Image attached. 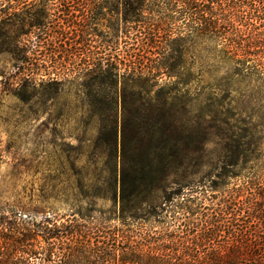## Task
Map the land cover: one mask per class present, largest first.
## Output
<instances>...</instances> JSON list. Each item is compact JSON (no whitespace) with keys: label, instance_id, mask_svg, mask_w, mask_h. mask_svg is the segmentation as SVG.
Returning a JSON list of instances; mask_svg holds the SVG:
<instances>
[{"label":"trees","instance_id":"trees-1","mask_svg":"<svg viewBox=\"0 0 264 264\" xmlns=\"http://www.w3.org/2000/svg\"><path fill=\"white\" fill-rule=\"evenodd\" d=\"M127 1L126 20L149 25L130 38L126 89L90 105L98 132L80 170L82 182L95 183L93 191L82 185V198L111 197L118 210L110 218L102 213L91 223L98 229L84 234L51 217L24 220L14 237H2L4 264H264V184L248 188L251 205L262 209L236 211L237 198L223 196L229 180L246 177L249 166L264 175V0H158L153 12L145 9L149 0ZM201 53L218 71L258 85L257 121L226 134L215 174L222 182L209 186L200 158L208 140L202 121L210 111L199 109L197 126L187 129L178 124L177 110L185 97L178 87L205 81L184 79L182 72ZM163 77L169 82L158 85ZM181 109L184 116L194 112ZM211 192L223 193L222 201Z\"/></svg>","mask_w":264,"mask_h":264},{"label":"rangeland","instance_id":"rangeland-1","mask_svg":"<svg viewBox=\"0 0 264 264\" xmlns=\"http://www.w3.org/2000/svg\"><path fill=\"white\" fill-rule=\"evenodd\" d=\"M160 3L149 0L145 9L153 12ZM129 9L127 0H0V264L9 258L2 237H14V229L24 220L51 217L57 225H72L84 234L98 229L91 223L101 221L102 213L110 218L117 212L111 197L82 198V185L93 191L95 183L91 178L82 182L80 170L89 162L83 153L94 148L98 132L90 105L110 102L126 89L123 75L129 65L130 38L149 25L126 20ZM182 72L184 79H205L178 87L185 95L178 103V124L195 128L197 111H210L202 121L208 140L200 161L209 178L206 186L218 185L222 179L215 174L226 134H238L257 121L258 85L218 71L205 53L191 56ZM166 82L163 77L158 85ZM186 105L194 111L189 116L181 109ZM243 175L229 180L226 193L209 195L216 197L215 202L221 194L237 198L232 203L236 211L262 209L260 204L251 205L248 188L251 183L264 184L263 173L251 165ZM85 216L90 218H81Z\"/></svg>","mask_w":264,"mask_h":264}]
</instances>
